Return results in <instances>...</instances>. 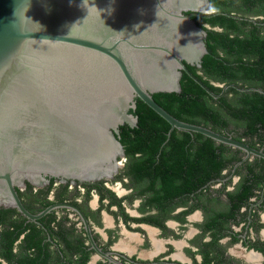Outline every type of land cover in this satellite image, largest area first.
<instances>
[{"label": "water", "instance_id": "obj_1", "mask_svg": "<svg viewBox=\"0 0 264 264\" xmlns=\"http://www.w3.org/2000/svg\"><path fill=\"white\" fill-rule=\"evenodd\" d=\"M197 11V12H196ZM209 0H0V205L34 218L16 185L44 175L94 178L116 170L136 98L170 124L264 157L246 144L180 120L153 98L180 92L201 67ZM226 86L223 88L225 90ZM238 88V87H237ZM240 89V88H238ZM263 92L260 89H256Z\"/></svg>", "mask_w": 264, "mask_h": 264}, {"label": "flooded vegetation", "instance_id": "obj_2", "mask_svg": "<svg viewBox=\"0 0 264 264\" xmlns=\"http://www.w3.org/2000/svg\"><path fill=\"white\" fill-rule=\"evenodd\" d=\"M230 4L227 10L212 6V15L233 17L245 30L254 25L263 38L264 0ZM214 83L220 95L230 87L264 94L260 79L253 85ZM235 99L227 94L229 102ZM240 121L214 131L264 154L262 124L256 122L251 132ZM125 126L133 127L124 122L115 137L121 141L130 134L141 144H121L112 175H44L15 186L34 218L0 205V264H264L263 156L214 140L222 159L215 170L214 162H197L192 133L195 143L186 145L184 160L180 147L176 152L170 145L139 141V132Z\"/></svg>", "mask_w": 264, "mask_h": 264}, {"label": "trees", "instance_id": "obj_3", "mask_svg": "<svg viewBox=\"0 0 264 264\" xmlns=\"http://www.w3.org/2000/svg\"><path fill=\"white\" fill-rule=\"evenodd\" d=\"M209 1L219 10H227L229 6H232L231 0ZM193 19H196L197 23L206 30L205 44L208 49V53L202 57L200 68L186 63L193 75L215 94H219L222 88L214 82L238 84L242 81L253 85L260 79L262 81L260 87L264 88V70L259 67L260 64L264 65V37H259L254 25L251 24L253 27L245 30L240 22L225 14L208 17L193 16ZM180 85V92L152 94L154 100L174 117L204 126L211 123V128L216 131L225 128L232 120L236 125L242 124L240 120L245 121V127L251 132L256 130V122L261 123L264 129V94L257 91H239L230 87L225 93L214 98L184 71L180 78ZM228 93L236 97L234 102L227 100ZM130 112L137 116L138 124L133 127L125 126V128L137 130L139 133L136 135L139 141L145 138L150 140L153 146L170 145L176 152L181 148L185 160L186 145L195 143L190 140L192 133L196 140L195 153L199 157L197 162L205 160L214 162L215 170L221 166L222 159L217 157L214 147L216 142L211 138L201 133L176 128L167 135L170 124L139 98H136L135 109H130ZM226 115H230L232 120ZM242 115L247 119L243 120ZM120 143L125 146L141 144L131 141L130 134H123ZM209 153L213 155L212 159L207 158ZM189 170L191 171V168Z\"/></svg>", "mask_w": 264, "mask_h": 264}]
</instances>
